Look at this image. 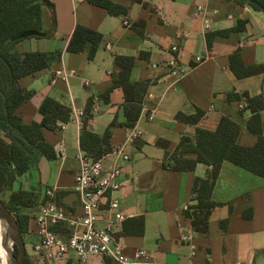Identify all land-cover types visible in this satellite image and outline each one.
<instances>
[{"label": "crops", "instance_id": "0c3cea01", "mask_svg": "<svg viewBox=\"0 0 264 264\" xmlns=\"http://www.w3.org/2000/svg\"><path fill=\"white\" fill-rule=\"evenodd\" d=\"M46 1L42 22L47 35L27 39L20 51L61 55L51 61L49 68L20 80L22 87L35 93L16 114L25 125L40 123V108L50 98L70 109L71 117L73 109L85 111V126L91 133L103 136L110 130L112 148L126 144L130 161L116 159L110 153L103 157L105 169L114 163L121 168L122 187L106 197L96 226L103 228L111 219L107 208L113 197L119 200L124 215L114 235L124 255L137 259L139 264H264V178L223 162L211 195L218 206L209 215L207 232L201 233L183 208L196 205L194 181L206 178L211 168L202 163L194 170L165 167V153L172 154L183 138L194 143L197 129L215 131L222 117L239 125L240 145L253 147L257 143L258 136L246 127L252 113L245 95L264 96V75L237 78L230 70V58L238 54L245 66L264 65V13L231 0H143V4L110 0L129 8L127 15L115 16L87 0ZM200 5L205 10L197 15ZM203 17L210 21L209 30L204 28ZM77 25L102 36L92 60L88 49L80 53L67 50ZM173 45L179 47L178 77L170 75L163 65ZM116 56L134 57L129 81L148 82L142 103L156 109L153 120L144 117L141 110L136 126L143 135L129 144L125 94L120 86H113L120 72ZM155 64L157 68H153ZM56 70H73L76 74L51 83ZM85 80L92 83L90 88L84 85ZM148 93L153 95L152 100L146 98ZM93 96L98 98V111L88 114ZM197 110L203 116L196 123L177 119L178 114L193 116ZM82 128L83 121L77 124L72 118L57 130L44 128V140L57 156L49 160L39 155L8 191V196L27 192L40 199L31 206H18V213L28 217L24 241L30 264H81L73 254L46 261L31 252L27 242L31 247L39 240L36 218L49 200L47 190L53 189L55 202L69 213H80L74 181L79 172ZM183 158L196 161L197 154L185 153ZM249 208L252 216L247 219L244 213ZM135 218L144 220L142 234L138 233L139 225L130 221ZM54 230L63 231L58 226ZM188 231L195 232V257L181 240ZM139 250H145L149 257L136 258ZM85 264L117 263L105 256H93Z\"/></svg>", "mask_w": 264, "mask_h": 264}, {"label": "trees", "instance_id": "16d2710c", "mask_svg": "<svg viewBox=\"0 0 264 264\" xmlns=\"http://www.w3.org/2000/svg\"><path fill=\"white\" fill-rule=\"evenodd\" d=\"M45 0H0V197L10 211L18 219L21 233L25 239L28 232V217L18 213V206H31L40 201L37 195L20 192L9 195L12 183L19 176L29 171L39 155L49 160L55 158L56 153L51 145L45 142L42 130H57L71 119V110L47 98L40 108L43 119L40 123L25 125L16 111L34 96V90L21 86L20 80L26 76L49 68L51 61L61 55L46 52L19 51L15 46L26 39L13 40V37L26 32L36 31L43 33L42 7ZM89 3L103 8L111 15H127L128 7L113 3L110 0H87ZM133 3L143 4V0H130ZM241 6L264 13V0H231ZM145 5V4H144ZM242 26L238 27L241 29ZM102 36L99 32L77 25L68 45V52L80 53L88 49V58L92 60L101 44ZM115 64L120 72L113 80V86H120L125 94L126 128H132L142 110V97L147 89L148 82H130V73L134 65V57L116 56ZM230 70L237 78H246L257 74L264 75V65L245 66L240 55L230 58ZM112 87V88H114ZM108 89L106 94L112 90ZM248 109L252 116L247 121V129L258 136L253 147H245L238 143L240 127L227 117H222L215 131L197 129L196 141L183 138L172 154L165 153V167L176 171L194 170L198 163L209 166L207 177L196 178L193 184L196 205L191 206L187 216L191 218L196 231L206 233L209 215L218 203L211 200L215 181L221 165L228 161L255 175L264 178V96L250 97L245 95ZM92 99L89 101L87 113L92 112ZM203 116L197 110L193 116L178 114L177 119L188 123H196ZM85 117L80 136L81 150L94 161L102 159L112 151L109 144L111 136L107 130L103 136H98L86 129ZM197 154V160L183 158L185 153ZM36 199V200H35ZM252 216L251 208L247 209L244 217ZM139 225L138 233H143V218L131 219ZM129 221V222H130ZM63 235L67 229L61 228ZM61 231V230H60ZM59 232V231H58ZM14 252L16 248L14 247ZM24 264H30L28 255Z\"/></svg>", "mask_w": 264, "mask_h": 264}, {"label": "built area", "instance_id": "2783aa9c", "mask_svg": "<svg viewBox=\"0 0 264 264\" xmlns=\"http://www.w3.org/2000/svg\"><path fill=\"white\" fill-rule=\"evenodd\" d=\"M78 1L82 2L84 0ZM204 10L205 7L198 6L197 15H201ZM124 24L128 25V22L125 20ZM203 25L205 30H209L211 27L210 21L205 17H203ZM169 52L170 56L164 61L163 65L170 75L178 77L180 74L178 61L179 47L173 45L170 47ZM157 67L156 64L153 65V68ZM75 74L73 70H56L51 83H54L56 79L67 80L69 76ZM84 85L90 88L92 83L85 80ZM146 98L152 100L153 95L148 93ZM97 102L98 98L93 96L94 105L92 106V113L98 111ZM155 112V108L150 109L145 104H142V114L148 120L154 119ZM85 115V111L73 109L71 118L77 124H82ZM142 135L143 131L136 125L132 128H127L126 143H133L140 139ZM110 154L115 156L116 159L124 161H130L131 158L126 153V144L112 148ZM77 158L79 161V172L75 176L74 192L79 198L80 213H69L65 207L55 202L53 189L47 190L46 196L49 200L41 207L36 218L39 240L33 245L34 253L43 256L49 262L73 254L81 264H85L93 256H105L117 264H139L137 259L131 260L124 255L114 235L116 225L124 220L118 199L110 197L107 210L112 213V217L109 222L103 228L96 226L98 213L102 210L106 197L119 191L122 187L120 181L122 175L121 168L114 163L109 169H105L103 158L94 161L82 150L79 151ZM183 210L185 212L191 211L189 206H185ZM59 225L65 226L67 229L66 235L54 230ZM181 240L189 246L191 256L195 257L197 250L195 232L188 231L183 233ZM147 257L149 256L145 250H139L136 254V258L138 259ZM234 264L243 263L238 262Z\"/></svg>", "mask_w": 264, "mask_h": 264}, {"label": "water", "instance_id": "95a60500", "mask_svg": "<svg viewBox=\"0 0 264 264\" xmlns=\"http://www.w3.org/2000/svg\"><path fill=\"white\" fill-rule=\"evenodd\" d=\"M44 4L48 5L47 1ZM47 34L36 31H26L15 37L13 40H22L33 37H45ZM0 224L3 227V238L6 246L9 247L7 264H24L26 259V244L21 233L20 225L15 214L9 210L0 197ZM14 247L16 252H14ZM2 263L0 256V264Z\"/></svg>", "mask_w": 264, "mask_h": 264}, {"label": "bare ground", "instance_id": "6f19581e", "mask_svg": "<svg viewBox=\"0 0 264 264\" xmlns=\"http://www.w3.org/2000/svg\"><path fill=\"white\" fill-rule=\"evenodd\" d=\"M0 256L2 263L1 264H7V260L9 257V247L6 246V243L3 238V227L0 224Z\"/></svg>", "mask_w": 264, "mask_h": 264}, {"label": "rangeland", "instance_id": "374dc122", "mask_svg": "<svg viewBox=\"0 0 264 264\" xmlns=\"http://www.w3.org/2000/svg\"><path fill=\"white\" fill-rule=\"evenodd\" d=\"M34 38V37H33ZM27 39H31V38H27ZM26 39V40H27ZM26 40H23V41H21V42H19L16 46H15V48L17 49V50H23L24 49V46L26 45V44H24V43H26V42H24V41H26ZM27 245L29 246V249H30V251L32 252L33 251V246H31L30 247V245H29V243L27 242Z\"/></svg>", "mask_w": 264, "mask_h": 264}]
</instances>
